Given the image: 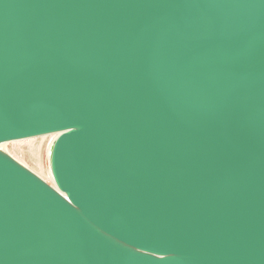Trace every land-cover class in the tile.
I'll list each match as a JSON object with an SVG mask.
<instances>
[{
  "label": "water",
  "instance_id": "1",
  "mask_svg": "<svg viewBox=\"0 0 264 264\" xmlns=\"http://www.w3.org/2000/svg\"><path fill=\"white\" fill-rule=\"evenodd\" d=\"M51 133L0 264H264V0H0V144Z\"/></svg>",
  "mask_w": 264,
  "mask_h": 264
},
{
  "label": "rangeland",
  "instance_id": "2",
  "mask_svg": "<svg viewBox=\"0 0 264 264\" xmlns=\"http://www.w3.org/2000/svg\"><path fill=\"white\" fill-rule=\"evenodd\" d=\"M52 137L29 138L19 141H12L8 145V151L19 162L31 169L45 180H49L50 160L48 148Z\"/></svg>",
  "mask_w": 264,
  "mask_h": 264
},
{
  "label": "bare ground",
  "instance_id": "3",
  "mask_svg": "<svg viewBox=\"0 0 264 264\" xmlns=\"http://www.w3.org/2000/svg\"><path fill=\"white\" fill-rule=\"evenodd\" d=\"M60 134L61 133H51V134H45V135L39 136V137H42L43 139H45L47 137H52V141L50 142L51 144H50V146L48 148V156H49V160H50V168H49V174H48L49 175L48 176L49 180H46V181L49 182L51 185H53L55 187H56V185H55L54 178H53V175H52V170H51V154H52V149H53L54 142L57 140V138L59 137ZM33 138H37V137H33ZM9 143H11V142L0 144V149L10 153L8 151V148H7Z\"/></svg>",
  "mask_w": 264,
  "mask_h": 264
}]
</instances>
